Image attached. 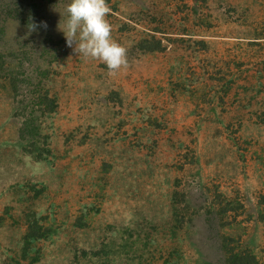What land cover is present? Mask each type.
I'll return each instance as SVG.
<instances>
[{
    "label": "rangeland",
    "instance_id": "obj_1",
    "mask_svg": "<svg viewBox=\"0 0 264 264\" xmlns=\"http://www.w3.org/2000/svg\"><path fill=\"white\" fill-rule=\"evenodd\" d=\"M68 2L4 26L56 107L0 83V264H264V0H107L115 75L66 45Z\"/></svg>",
    "mask_w": 264,
    "mask_h": 264
},
{
    "label": "clouds",
    "instance_id": "obj_2",
    "mask_svg": "<svg viewBox=\"0 0 264 264\" xmlns=\"http://www.w3.org/2000/svg\"><path fill=\"white\" fill-rule=\"evenodd\" d=\"M59 13L57 29L77 56L105 65L110 75L129 67L127 48L112 38L107 0H69ZM27 27L29 32H38L47 30L48 25L32 20Z\"/></svg>",
    "mask_w": 264,
    "mask_h": 264
},
{
    "label": "trees",
    "instance_id": "obj_3",
    "mask_svg": "<svg viewBox=\"0 0 264 264\" xmlns=\"http://www.w3.org/2000/svg\"><path fill=\"white\" fill-rule=\"evenodd\" d=\"M48 2L50 0H0V83L5 87L7 86L16 104L23 102L27 98L31 111L35 110L42 113L53 112L56 107V99L49 95L44 82L47 79L48 66H51L52 61L46 63L45 69L34 67L35 73L32 70H24L22 69V61L14 64L8 63L6 58L11 55V52L5 53L2 50V44L5 36L4 26L6 21L15 20L28 26L32 20H38L40 8ZM10 67L13 68L11 69ZM31 120L28 122L26 131L33 130V128H28ZM29 231L25 236L28 241L34 237L32 232H35L31 225H29ZM233 257L234 264H252V261L249 262L244 257Z\"/></svg>",
    "mask_w": 264,
    "mask_h": 264
}]
</instances>
